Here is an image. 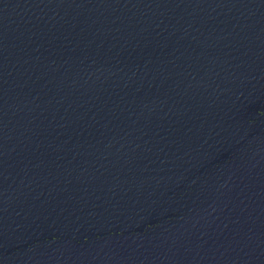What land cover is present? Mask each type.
Listing matches in <instances>:
<instances>
[{"label":"water","instance_id":"obj_1","mask_svg":"<svg viewBox=\"0 0 264 264\" xmlns=\"http://www.w3.org/2000/svg\"><path fill=\"white\" fill-rule=\"evenodd\" d=\"M0 264H264V0H0Z\"/></svg>","mask_w":264,"mask_h":264}]
</instances>
